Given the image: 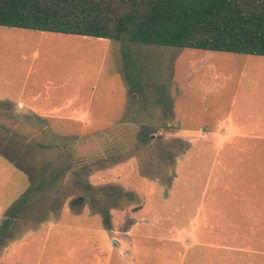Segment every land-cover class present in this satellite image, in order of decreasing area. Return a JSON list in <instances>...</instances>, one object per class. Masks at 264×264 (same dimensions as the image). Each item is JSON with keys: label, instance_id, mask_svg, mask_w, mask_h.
<instances>
[{"label": "rangeland", "instance_id": "obj_1", "mask_svg": "<svg viewBox=\"0 0 264 264\" xmlns=\"http://www.w3.org/2000/svg\"><path fill=\"white\" fill-rule=\"evenodd\" d=\"M132 36L0 26V264H264V56Z\"/></svg>", "mask_w": 264, "mask_h": 264}, {"label": "trees", "instance_id": "obj_2", "mask_svg": "<svg viewBox=\"0 0 264 264\" xmlns=\"http://www.w3.org/2000/svg\"><path fill=\"white\" fill-rule=\"evenodd\" d=\"M0 26L114 40L131 34L147 45L264 56V0H0ZM150 128L138 129L139 140L145 141ZM117 140L93 164L120 161L124 144ZM71 163L49 171L50 178L47 171L40 174L45 186H30L14 208L27 205ZM7 226L0 227V242Z\"/></svg>", "mask_w": 264, "mask_h": 264}]
</instances>
